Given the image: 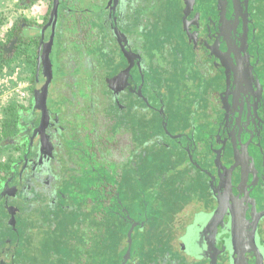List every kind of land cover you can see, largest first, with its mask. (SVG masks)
<instances>
[{
	"label": "flooded vegetation",
	"instance_id": "flooded-vegetation-1",
	"mask_svg": "<svg viewBox=\"0 0 264 264\" xmlns=\"http://www.w3.org/2000/svg\"><path fill=\"white\" fill-rule=\"evenodd\" d=\"M52 4L42 24L20 19L9 30V46L17 37L12 52L22 41L36 45V73ZM56 41L58 70L66 75L49 90L50 121L31 143L42 117L33 99L25 126L7 139L22 154L0 181V264L19 263L13 210L25 209L32 190L54 193L59 162L49 158L67 155L68 142H83L116 165L126 184L136 177L137 132L116 133L113 125V110L124 107L133 121L136 110L155 111L165 132L171 123V148L181 160L173 176L186 173L193 182L187 190L170 180L149 182L157 214L136 220L140 233L125 264H264V0H62ZM186 58L192 74L184 72ZM162 81L171 92L163 93ZM194 119L199 129L192 132ZM109 192L117 214L132 221L119 190ZM116 238L97 253L121 264L132 241Z\"/></svg>",
	"mask_w": 264,
	"mask_h": 264
},
{
	"label": "rangeland",
	"instance_id": "rangeland-1",
	"mask_svg": "<svg viewBox=\"0 0 264 264\" xmlns=\"http://www.w3.org/2000/svg\"><path fill=\"white\" fill-rule=\"evenodd\" d=\"M12 1L0 0V41L6 42L5 47H9L12 36V32L7 33L6 29L13 21L17 23L22 19V22H25L26 19L21 12V5L25 0H19L14 5L11 4ZM30 32L35 34V29ZM38 34L40 35V32ZM26 35L28 34L23 32V36ZM57 48L56 41L51 52L54 84L60 73ZM7 53L11 55L12 60L0 71V136L8 108L11 105H21L30 111L34 98L36 45L33 42L27 46L26 52L21 56H14V51L7 50ZM182 64L184 72L193 73L188 58ZM43 78L44 76L41 81ZM54 84H51V90ZM160 87L165 94L166 90L171 92V85L168 87L164 81L160 82ZM173 88V98L176 99L179 91L176 87ZM187 89L192 92L190 88ZM191 92L189 94L194 95ZM165 94L162 98L170 111V96ZM123 110H113V125L116 133H120L123 127L129 132L133 129L137 132L135 146L139 168H135L136 177H132L131 182L126 184L125 180L122 181L116 165L90 154L83 142H76L73 146L72 142H68L67 147L72 148L67 151V155L62 159L59 158V153L53 155L52 161L59 162L52 168L57 181L54 193L44 196L40 194L39 197L36 191L32 190L25 209L23 210V205L15 206L13 210L9 226L15 233L18 248L23 251L17 256L18 264H118L116 256L109 253L103 255L97 253V250L107 241L116 245V236L119 235L121 239L124 234H128L138 218L144 221L147 216L157 214L152 207L154 191L150 189L149 182L162 184L170 180L178 189L190 188V183L193 182L186 173L173 176L179 170L181 160L177 151L171 148L175 142L173 136L177 135L171 123L168 122V133L159 127V116L155 111L136 110L138 120L135 118L133 121V116L128 113L126 107ZM87 112L83 108L81 113ZM192 129V132L199 129L195 119ZM5 145L0 151V161L10 164L18 161L22 154L21 147L8 143ZM51 164L53 165V162ZM128 165L126 163V168H129ZM4 173L5 170L0 172V175ZM111 187L119 190L123 210L129 212L127 215L133 222L117 214V205L107 197ZM173 193L177 192L173 190ZM139 233L137 226L132 233L133 251ZM126 251L122 252L123 257Z\"/></svg>",
	"mask_w": 264,
	"mask_h": 264
},
{
	"label": "water",
	"instance_id": "water-1",
	"mask_svg": "<svg viewBox=\"0 0 264 264\" xmlns=\"http://www.w3.org/2000/svg\"><path fill=\"white\" fill-rule=\"evenodd\" d=\"M62 0H53V4L51 7L50 15H49V21L48 23L43 27L41 31V39H40V48H39V55H38V68L37 73L34 81V102L35 105L42 110V117L39 125H34V132L31 137V143L34 142L35 137L38 135V131L45 126V121H50L49 114H48V105L49 102V90L51 88V84L53 82V63L51 59V51L54 45L55 40V34L58 27L59 22V6L61 5ZM52 25V33L51 35L46 38V30L47 27ZM17 41V37L14 39V41L10 44L9 47H6V49L10 52H12L14 44ZM42 67V73L45 78L44 81H40L39 75H40V69ZM31 119V118H30ZM53 156L49 158V162H52ZM132 231L133 226L131 227L130 231L128 232L129 242L132 241ZM131 253V244L129 248L127 249L124 261L121 264H125L130 256Z\"/></svg>",
	"mask_w": 264,
	"mask_h": 264
},
{
	"label": "trees",
	"instance_id": "trees-1",
	"mask_svg": "<svg viewBox=\"0 0 264 264\" xmlns=\"http://www.w3.org/2000/svg\"><path fill=\"white\" fill-rule=\"evenodd\" d=\"M10 35V34H9ZM33 42H30L32 44ZM30 44H27V42L22 41L19 43V45L14 50V56H21L23 55L26 50L27 46ZM6 42L0 41V71L8 64H10L12 58L11 55L7 53V50L5 48ZM28 112L24 106H15L11 105L8 108V114L3 119V125L1 129V136H0V151L5 144L7 143V139L10 137H14L20 129H22L24 125V117L25 113ZM12 164L10 163H3L0 161V172L7 171L10 169ZM2 175H0V181L2 180Z\"/></svg>",
	"mask_w": 264,
	"mask_h": 264
},
{
	"label": "crops",
	"instance_id": "crops-1",
	"mask_svg": "<svg viewBox=\"0 0 264 264\" xmlns=\"http://www.w3.org/2000/svg\"><path fill=\"white\" fill-rule=\"evenodd\" d=\"M18 1L19 0H13L11 4L14 5L15 2H18ZM49 7H50V0H35L32 2H27V3L23 2V4L21 5V12L23 13V15L28 21H31L33 23L40 25L43 23V21H45L47 14L49 12ZM14 23L15 22L13 21L11 25H9V27L6 29L7 33L10 30L9 28H11ZM93 50H94V54L96 55V52H97L96 49H93ZM63 75H66V74L60 71V73L58 74V78H61V76ZM59 84H60V81H59ZM95 146L96 147L93 149V152H95L98 149V145H95Z\"/></svg>",
	"mask_w": 264,
	"mask_h": 264
}]
</instances>
